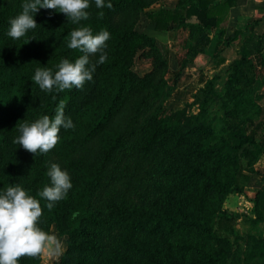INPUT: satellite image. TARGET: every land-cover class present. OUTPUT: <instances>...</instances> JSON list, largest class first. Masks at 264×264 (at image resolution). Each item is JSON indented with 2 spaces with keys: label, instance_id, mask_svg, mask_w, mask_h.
Masks as SVG:
<instances>
[{
  "label": "trees",
  "instance_id": "trees-1",
  "mask_svg": "<svg viewBox=\"0 0 264 264\" xmlns=\"http://www.w3.org/2000/svg\"><path fill=\"white\" fill-rule=\"evenodd\" d=\"M158 1L105 0L113 7L98 9L95 0H89V19L79 24H73L64 13L41 8L33 17L37 27L13 40L7 35L9 20L22 11L24 0H0V191L20 184L40 201L39 226L48 233L54 226L65 242L54 264L227 263L231 243L216 233L214 222L220 225L235 220L237 214L224 208L223 202L231 192L240 191L241 182L247 179L243 162L252 166L264 154V123L241 119L254 106L247 70L254 68L251 56L264 49V32L249 31V25L256 21L245 20L232 36L220 39L236 0H177L174 8L147 10ZM142 16L156 31L189 27L190 36L197 37L187 49L193 56L214 39L226 47L229 41H243L221 92L215 89L219 78L215 74L196 90L192 102L169 114L151 117L148 123L143 120L138 126L142 151L156 145L178 149L170 156L171 168H163L164 181L155 202L133 208L112 205L106 211L95 199L108 176L111 152L123 145L116 133L117 122L125 111L133 123L138 121L150 94H156L159 85L167 86L164 76L168 64L163 56L156 57L151 70L142 76L131 70L136 51L154 46L152 37L136 29ZM80 26L90 27L93 34L101 30L110 33L106 62L97 64L93 80L82 90L42 91L32 79L35 69L55 71L61 58L72 62L79 58L83 53L69 49L67 43L69 33ZM214 56V66L226 59L222 50ZM98 59L99 54L90 56L93 63ZM161 94L164 98L169 95ZM61 101L65 117L72 119L75 128H61L59 142L52 150L34 156L13 143L19 124L34 122L43 115L54 116ZM194 105L198 110L191 113L189 108ZM212 106L222 111L221 134L208 120ZM50 163L66 169L72 182L67 196L51 210L47 201L37 196L45 184H50L46 175ZM114 228L119 233L106 243ZM136 232L145 239L131 235ZM40 261L41 254L21 257L18 264Z\"/></svg>",
  "mask_w": 264,
  "mask_h": 264
},
{
  "label": "rangeland",
  "instance_id": "rangeland-1",
  "mask_svg": "<svg viewBox=\"0 0 264 264\" xmlns=\"http://www.w3.org/2000/svg\"><path fill=\"white\" fill-rule=\"evenodd\" d=\"M161 0L151 5L147 10H157ZM245 21V20H243ZM242 21V22H243ZM248 21H253L248 19ZM136 29L154 39L152 48L144 47L136 51L131 70L139 76L148 73L153 65L154 59L163 56L168 64L165 73L166 87L159 85L155 88L156 94H150L148 103L141 111V116L135 123L125 111L123 118L117 122L118 131L116 133L121 139L122 146L116 148L111 153L107 161L108 176L103 181L96 195V204H104L108 211L112 205H122L129 208L152 205L154 198L158 194V189L163 185V168L170 169L172 153H177L175 146L162 147L156 145L148 151H142L139 132L143 120L148 123L156 115L169 114L184 106L186 102L193 100V94L201 87L207 78L218 75L215 89L218 92L223 90V85L227 76V70L233 59L239 57L240 45L243 41H229L228 46L217 40L208 43L202 52L195 56L187 52L188 46L193 44L197 37L190 36V29L187 26H174L167 31H156L149 20L142 16L136 23ZM225 36H232L229 31ZM234 31V30H233ZM254 43V41H253ZM176 49L175 54L173 51ZM222 50L226 61L214 68L215 54ZM201 56L200 60L196 59ZM254 68L247 70L251 79L250 96L253 98V108H249L247 113L241 115V119H248L253 124L264 123V55L254 54L251 56ZM162 92L169 95L164 98ZM252 107V106H251ZM259 108V110H256ZM191 113L197 112L196 105L189 108ZM221 110L217 106H212L208 120H211L216 133H222L223 118ZM152 117V118H151ZM121 135V136H120ZM187 142L183 147L186 148ZM110 152V150H109ZM263 155V154H262ZM261 155V156H262ZM259 159L252 166L243 162V168L248 172V177L242 181L241 190L231 192L225 198L223 207L237 217L232 223L217 224L214 222V229L220 236L228 237L231 248L226 264H264V157ZM259 162V164H257ZM114 228L110 231V236L106 239L108 243L117 233ZM50 234H55L61 241L62 247L59 251L49 252L47 249L41 253L39 264H54L65 249L64 239L56 233L55 227L51 226ZM119 233V232H118ZM138 240H144V235L131 233Z\"/></svg>",
  "mask_w": 264,
  "mask_h": 264
},
{
  "label": "clouds",
  "instance_id": "clouds-1",
  "mask_svg": "<svg viewBox=\"0 0 264 264\" xmlns=\"http://www.w3.org/2000/svg\"><path fill=\"white\" fill-rule=\"evenodd\" d=\"M98 9H111V2L95 0ZM22 11L9 20L7 35L18 40L37 27L33 18L39 9H52L64 13L73 24H79L89 19V0H24ZM99 15L103 17L104 13ZM110 33L101 30L93 34L88 26H80L69 33L67 47L79 50L82 55L74 62L61 58L55 65V71L50 68H36L33 81L42 91L51 92L53 89L63 92L72 88L82 90L86 82L93 80L97 64L106 62L107 41ZM31 40V39H30ZM30 40L28 42H30ZM27 42V43H28ZM99 54V59L93 63L90 56ZM65 104L61 101L55 109V115H43L34 122L19 124V135L13 140L14 144L34 156L37 153L46 154L59 142L61 128L74 129L70 117H65ZM47 177L50 184H45L37 196L47 201L51 210L56 202L64 199L72 188L71 176L58 163H50ZM42 207L40 201L30 195L20 184L8 186L0 191V264H18L21 257L35 258L46 249L49 252L59 251L62 247L60 239L55 234L45 232L40 226Z\"/></svg>",
  "mask_w": 264,
  "mask_h": 264
},
{
  "label": "crops",
  "instance_id": "crops-1",
  "mask_svg": "<svg viewBox=\"0 0 264 264\" xmlns=\"http://www.w3.org/2000/svg\"><path fill=\"white\" fill-rule=\"evenodd\" d=\"M176 2L177 0H161L160 5L165 8H174ZM248 19L256 21L249 25V31L253 30L257 34L264 32V0H236L235 5L229 10V15L224 25L226 27V34H228L229 31L233 32L234 29L242 28L245 22L243 20ZM215 31H217V29L214 30V32ZM210 43H212V41ZM175 52L176 49L173 51V55ZM262 54L264 55V49ZM201 58V56L196 57L198 60ZM215 67L217 66H214V68ZM261 157H264V154ZM257 164H259V162Z\"/></svg>",
  "mask_w": 264,
  "mask_h": 264
}]
</instances>
